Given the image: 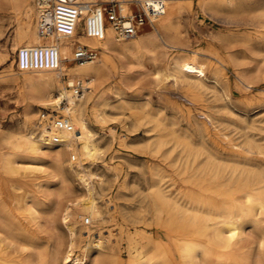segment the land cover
Masks as SVG:
<instances>
[{
  "label": "bare ground",
  "instance_id": "obj_1",
  "mask_svg": "<svg viewBox=\"0 0 264 264\" xmlns=\"http://www.w3.org/2000/svg\"><path fill=\"white\" fill-rule=\"evenodd\" d=\"M14 1L16 16L12 47L19 51L18 70L24 75L31 102L24 114V131L18 135L15 133V136L0 133V264H80L78 258L72 257L73 249L77 246V237L69 224L72 217L71 208L68 207L63 216L70 241L62 260L58 255L60 248L53 247L49 250L44 242L43 228L46 218H50L52 213L49 210V199L60 195L67 188L66 156L69 155L74 160L78 156L77 169L73 168V162L68 165L87 188L89 198L83 206L92 218L100 216L93 190L87 181L91 175L84 168V161L95 156L100 150L89 125V112H92L95 118H101L94 106L95 99L102 95L103 90L97 82L112 74L119 56L140 54L142 44L136 39L137 34L126 39L131 40L130 42L121 45L122 41L116 39L115 31L109 24L105 27L102 38L90 35L92 17L87 18L86 15L79 19L77 28L70 37L56 35L43 38L38 30L37 1L36 6L33 4L34 0ZM88 1L97 4L115 1L127 16L126 13L131 9L129 3H141L144 9L146 3L154 0ZM163 1L165 11L149 17L156 23H152L154 32L149 36V44L159 43L160 46L180 50L183 46L182 26L168 22L169 16H179L185 6L178 4L182 0ZM240 2L242 0H205L200 4V8L202 12L214 15L221 9L231 10ZM79 28L82 31L80 37ZM77 45L98 50L100 57L92 61L76 60V64L68 65L75 60L73 50ZM194 55L198 56L199 53ZM52 56L56 59L54 65L51 62ZM198 60L197 57L186 60L179 56H168L157 74L187 88H214L229 96V78L223 69L231 68L237 73L244 89L253 88L248 76L236 69L235 57L227 59L223 54L213 52L205 64L199 65ZM26 61L27 67L23 66ZM249 73L257 74L261 73V70L250 68ZM66 75H69L67 86L62 84ZM77 82L87 85L83 84L84 92L88 90L83 96L76 95L74 86ZM110 90L118 99L113 102L102 100V106L135 109L130 101L121 97L120 84H115L108 91ZM57 96L60 98L56 99ZM62 100H66V106L62 108L59 116L70 118L74 131L54 132L60 142L52 143V134L46 125L38 126L34 121L32 102L54 109ZM132 115H135L133 111ZM53 116L58 115H50L48 119ZM206 117L210 124H214L211 115L207 114ZM160 124V121L157 122L158 126ZM254 128L252 144L237 152L236 159L231 162L232 166L220 163L219 157L213 153H209L205 161L198 163L197 160L205 154V149L195 150L189 138L175 135L177 155H173L174 149L173 153L167 156L175 158L173 165L184 174L181 179L184 192L181 195H173L164 187L161 179H156L152 186V199L157 219L162 226L175 231L176 234L172 237V244L162 248L160 240L152 242L154 252L146 258L139 256L140 248L132 247L129 264H170L169 257L174 251L182 264H264V119L256 121ZM157 137L154 148L158 151L166 145V141L162 139L163 136ZM5 142L10 144L7 153L1 149L2 143ZM159 173L157 170L155 175ZM56 178L58 182L54 180ZM79 217L83 218L82 215ZM86 234L91 237L90 230ZM95 238L97 255L94 264H122L115 259L116 256L113 258L114 255L111 257L101 253L100 237L98 235ZM89 248L90 244L84 251Z\"/></svg>",
  "mask_w": 264,
  "mask_h": 264
},
{
  "label": "rangeland",
  "instance_id": "obj_2",
  "mask_svg": "<svg viewBox=\"0 0 264 264\" xmlns=\"http://www.w3.org/2000/svg\"><path fill=\"white\" fill-rule=\"evenodd\" d=\"M34 1L36 6L37 0ZM204 1H179V5L185 6L181 9L180 17L169 16V24L179 23L182 26V49L172 50L159 43L149 44V36L154 32L152 23L156 24L151 18L136 36L142 44L141 53L119 56L112 74L97 82L103 90L102 95L95 99L94 106L101 118L97 119L89 112V125L100 150L84 161V168L91 175L87 181L93 190L100 216L94 219L85 211L83 204L89 198L87 188L68 165L73 162V168L77 169L79 158L76 156L74 160L67 155V188L60 195L49 199V210L52 213L50 218H46L43 228L44 242L49 250L60 248L58 255L61 260L70 241L69 231L63 223L68 207L72 211L69 224L77 237L72 257L78 258L80 264H94L97 255L95 237L98 235L102 245L101 253L111 257L114 255L113 258L116 256L115 259L122 264H129L132 247L140 248L139 256L146 258L154 252V241L160 240L161 248L172 244L176 232L164 225L163 228L157 219L152 186L154 180L161 179L171 194L181 195L184 192L181 180L184 174L173 165L175 158L168 157L173 153L172 150L175 149L173 155L178 152L175 135L189 138L195 150L205 149L198 163L213 153L219 157L220 163L232 166L231 162L236 159L237 152L252 144L256 121L264 119V0H242L231 10L221 9L214 15L202 12L200 4ZM15 7L14 0H0V133H8L9 136L24 131V114L31 102L24 75L18 70L19 51L12 47ZM129 7L131 9L127 15L135 9H143L141 3H129ZM81 34L79 28L78 37ZM130 41L125 40L120 44L125 45ZM213 52H219L227 59L235 57L236 69L248 76L253 88L244 89L237 73L231 68L223 69L229 78V96L214 88H187L157 74L168 56H179L186 60L197 57L198 64L203 65L210 60ZM76 63L73 60L68 65ZM23 66L26 67V64ZM250 68L259 69L261 73L251 74ZM68 81L69 75H66L62 84L67 86ZM115 84H120L121 97L130 101L134 110L101 105L102 100L113 102L118 99L111 90L108 91ZM68 89L73 91L70 87ZM32 104L34 121L38 125L43 112L52 113L54 110L61 114L66 100H62L54 109L34 102ZM132 111L135 115H132ZM207 114L211 115L214 124L208 122ZM159 121L161 124L158 126ZM157 136H163L162 139L166 141V145L158 151L154 148ZM9 148L10 144L2 143L4 153ZM157 170L159 175H155ZM54 180L58 182L57 178ZM86 219L90 223H86ZM88 230L91 237L86 234ZM88 244L91 248L85 252ZM169 263L182 264L175 251L170 255Z\"/></svg>",
  "mask_w": 264,
  "mask_h": 264
},
{
  "label": "built area",
  "instance_id": "obj_3",
  "mask_svg": "<svg viewBox=\"0 0 264 264\" xmlns=\"http://www.w3.org/2000/svg\"><path fill=\"white\" fill-rule=\"evenodd\" d=\"M39 6L38 30L43 38H51L56 35L70 37L77 28L78 21L82 16L92 17L90 22L89 34L92 36L103 37L105 27L109 24L115 31L116 39L123 41L137 35L149 21L150 16L162 14L165 11L163 0H154L146 3L144 9H135L129 15H124L117 2L92 3L88 0H37ZM75 60L92 61L99 56L98 50L88 46L77 45L75 48ZM36 59V65H37ZM52 65L56 64V59L51 58ZM27 67V61L25 62ZM43 64L42 52L40 51V65ZM46 64L48 57L46 54ZM76 95L83 93V83L77 82L74 86ZM60 108V107H59ZM56 112V113H55ZM52 113H41L38 126L46 125L51 132V142L59 143L60 139L54 132L66 131L73 132L74 126L70 118L59 116L55 111ZM89 223V220H86Z\"/></svg>",
  "mask_w": 264,
  "mask_h": 264
}]
</instances>
